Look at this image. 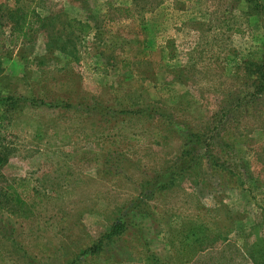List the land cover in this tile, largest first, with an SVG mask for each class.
<instances>
[{"label": "rangeland", "instance_id": "1", "mask_svg": "<svg viewBox=\"0 0 264 264\" xmlns=\"http://www.w3.org/2000/svg\"><path fill=\"white\" fill-rule=\"evenodd\" d=\"M18 5L47 23L32 41L11 42ZM257 70L264 0H0V187L23 201L0 194V264H180L226 239L264 264Z\"/></svg>", "mask_w": 264, "mask_h": 264}, {"label": "trees", "instance_id": "2", "mask_svg": "<svg viewBox=\"0 0 264 264\" xmlns=\"http://www.w3.org/2000/svg\"><path fill=\"white\" fill-rule=\"evenodd\" d=\"M29 12L31 15H29L28 11H25L19 5L13 8H9L8 6L5 7L4 17L7 23L10 25V31L12 33H15L11 41L12 43H17L20 41L21 42L32 41L35 34L39 31V28H43L44 26H46L47 23H44V17H42L41 15H38L34 8L31 9ZM89 28L90 26L86 24L83 26L82 31H86ZM145 42H146V39L145 37H143L140 40V43L141 45H144ZM124 62L125 63L122 62V64H125V66L128 67L129 61L125 60ZM256 72H257V75L255 76V80L258 82V84H257V89H255V92L256 93L264 92V71L257 70ZM248 96L251 98V93L248 94ZM56 106L69 107L70 105L69 104H57ZM174 109L173 107L169 109L166 106H160L156 104L154 105L146 104V105H141L140 107H137L135 111L136 113H142L144 115H150V116H157L159 119H164L167 125L171 124L170 126L174 128V126L176 125V122L173 121L174 117H176ZM232 111L233 109L228 112V116L233 114ZM186 134L189 135L190 137L191 136L195 137L196 140L203 139L201 132L191 130V128L188 129ZM185 146L186 144L183 145V147L180 149L181 157L187 156L192 152V150H188L187 148L185 149ZM7 154H8L7 152H4V154L1 155L0 157V161L4 162L6 160ZM211 161L214 166L221 165L224 163V160L223 161L221 160L220 162V159L216 157H213V160ZM187 167H188V163L184 168H180L179 171L175 172L173 171V166L170 165L169 169L171 170V173L169 174L170 176L181 174L183 170H187ZM164 173L165 172H157L154 175V177H156L158 174H159L158 176H161V174H164ZM11 187L12 185H8V186L6 185V186H3L2 188L0 187V194H3V196H6L7 198L5 199L6 201L22 205L23 201L17 194H14L13 197H8L6 195L8 193V189H10ZM118 218L117 219L115 218V220L111 222L109 229L101 231L99 236L91 244H89L84 249H82L81 255L82 254L94 255V254L101 253L104 250V248L112 242V240L114 239V236L116 235L120 236V234L126 228H125L124 221H122L121 219H120L121 221H117ZM190 247L192 248L196 246H190ZM246 260H247V256L240 249V247L234 242L226 239L222 241V243L218 246L199 245L197 249L195 250L194 256L190 260L185 259L183 263H180V264H244ZM75 261H72L71 263L74 264Z\"/></svg>", "mask_w": 264, "mask_h": 264}]
</instances>
